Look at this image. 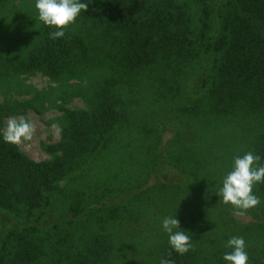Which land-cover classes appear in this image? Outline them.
Wrapping results in <instances>:
<instances>
[{"label": "rangeland", "instance_id": "1", "mask_svg": "<svg viewBox=\"0 0 264 264\" xmlns=\"http://www.w3.org/2000/svg\"><path fill=\"white\" fill-rule=\"evenodd\" d=\"M168 1L150 0L135 26L157 9H170L181 20L178 46L129 71L112 58L113 51L122 50L120 43L82 13L69 30L98 47L96 62L76 77L57 81L23 67L46 36L35 0H0V106L25 105L4 120L2 133L13 119L34 125L32 139L17 144L21 152L38 163L53 160L47 148L61 141L69 113L89 111L106 82L118 97L120 117L106 148L76 159L51 193L36 230L20 228L16 236L3 238L1 264H16L21 237L44 249L40 264L80 247H97V264H160L157 235L163 232V218L173 212L184 218L197 215L207 198L217 199L220 209L225 205L216 194L218 186L235 156L256 153L264 114L245 103L228 113L212 112L213 102L202 87L206 76H214L218 60L205 53L211 28H204V11L212 6L209 0ZM120 197L127 210L122 211ZM225 206L236 224L253 221L249 211L238 215L233 206ZM23 216L0 209V231ZM193 261L216 264L213 251Z\"/></svg>", "mask_w": 264, "mask_h": 264}, {"label": "trees", "instance_id": "2", "mask_svg": "<svg viewBox=\"0 0 264 264\" xmlns=\"http://www.w3.org/2000/svg\"><path fill=\"white\" fill-rule=\"evenodd\" d=\"M224 1H227L226 6L223 5ZM149 2L89 0L88 10L83 13L106 32L105 36L120 43L122 50H112V58L117 59L118 66L129 71L149 65L161 50L169 51L173 46H178L181 20L170 9H157L140 27L135 26L137 16L146 11ZM209 3L212 9L207 7L204 11V28H211L205 53L218 60L214 76H206L202 87L208 94V101L213 102L212 112L228 113L245 103L264 114V37L261 35L264 28V0H209ZM127 23L131 25L126 27ZM50 31L55 29L47 26L44 43L37 54L23 63L25 70H39L51 79L60 81L66 77H76L83 69L95 64L98 47H94L90 41L71 33L69 28L63 38L53 40L49 36ZM94 100L89 111L69 113L61 141L47 148L55 158L40 163L29 159L17 144L3 140L4 120L19 114L25 105L0 106V209L24 215L22 221H16L0 231V253L3 251L4 237L16 236L20 228L27 233L36 230L47 213L51 193L72 169L76 159L88 152H99L108 145L120 121L118 97L106 82L96 91ZM255 155L264 158V132L257 140ZM254 193L261 204L248 210L253 221L245 225L236 224L225 205L220 209L217 199H203L210 210L202 206L200 212L190 218L177 216L181 228L190 232L193 247L187 254H177L170 248L168 236L163 231L157 235L161 245L160 257L168 259L171 264H192L196 255L213 251L215 263L224 264L222 256L229 251L225 247L228 239L241 236L247 244L249 264H264V184L256 185ZM120 198L121 205H124L122 211L127 210L125 198ZM89 211L90 208L82 213L85 215ZM209 230L222 231L209 235ZM20 241L14 256L15 263L40 264L44 249L26 237H21ZM61 256V259L47 264H97L100 260L97 247L62 251Z\"/></svg>", "mask_w": 264, "mask_h": 264}, {"label": "clouds", "instance_id": "3", "mask_svg": "<svg viewBox=\"0 0 264 264\" xmlns=\"http://www.w3.org/2000/svg\"><path fill=\"white\" fill-rule=\"evenodd\" d=\"M89 7V0H35L38 19L45 26L54 28L49 36L55 40L63 38L66 30L82 17ZM34 125L27 119H13L7 126L3 140L10 144L30 141L33 137ZM258 184H264V158L247 152L234 157L231 170L228 171L218 186L217 195L220 202L231 205L238 215L261 204L260 198L254 193ZM162 230L168 236L170 248L179 255L187 254L193 247V239L187 230L181 228L176 215H169L161 222ZM222 260L224 264H249L247 244L243 237L233 236L228 239ZM160 264H171L168 259H161Z\"/></svg>", "mask_w": 264, "mask_h": 264}]
</instances>
